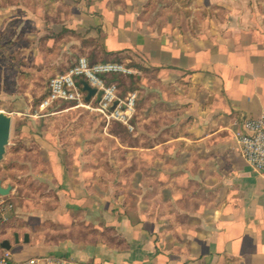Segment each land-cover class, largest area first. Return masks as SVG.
I'll list each match as a JSON object with an SVG mask.
<instances>
[{
  "label": "crops",
  "instance_id": "crops-1",
  "mask_svg": "<svg viewBox=\"0 0 264 264\" xmlns=\"http://www.w3.org/2000/svg\"><path fill=\"white\" fill-rule=\"evenodd\" d=\"M51 1L63 13L46 26L43 76L80 56L118 58L134 72L114 76L119 94L138 95L134 133L123 144L93 123L63 141L25 115L14 136L26 172L14 186L0 180L11 186L0 224L22 226L0 255L264 264V178L234 139L242 117L264 112L261 0H186L180 16L154 22L143 16L149 0Z\"/></svg>",
  "mask_w": 264,
  "mask_h": 264
},
{
  "label": "rangeland",
  "instance_id": "rangeland-1",
  "mask_svg": "<svg viewBox=\"0 0 264 264\" xmlns=\"http://www.w3.org/2000/svg\"><path fill=\"white\" fill-rule=\"evenodd\" d=\"M118 1L125 3L124 0ZM261 2L264 5V0ZM186 7V0H149L144 7L143 16L146 21L154 22L159 18L166 19L169 15L180 16L187 11ZM61 8L51 0H0V112L10 114L14 125L13 136L9 140L4 159L0 161V180L13 186L22 181L16 179L17 173L21 175L26 172L19 169L17 164V158L22 157V152L9 153L11 148H23L21 140L14 135L17 133V126L26 121L25 115L43 118L42 123L48 131L63 141L79 135L84 125L93 123L103 127L104 133L108 134L101 119L86 109L61 102L54 104L47 111L39 110L40 101L48 92L52 79L42 74V66L49 62L45 47L48 38L46 26L52 20L57 21V17L61 19ZM39 47L44 49L42 53L38 52ZM68 108L74 110L57 114ZM110 130L124 133L121 127L115 125H112ZM34 154L35 149L30 155ZM27 187L31 188V185ZM21 226V223L13 221L3 225L1 229L5 232L0 236V241Z\"/></svg>",
  "mask_w": 264,
  "mask_h": 264
},
{
  "label": "built area",
  "instance_id": "built-area-1",
  "mask_svg": "<svg viewBox=\"0 0 264 264\" xmlns=\"http://www.w3.org/2000/svg\"><path fill=\"white\" fill-rule=\"evenodd\" d=\"M133 70L122 63L104 62L90 64L86 57H79L68 70L54 76L49 82V94L40 103L39 110L45 111L56 103H74L75 108H83L95 113L107 128L112 122L124 126L128 132L134 131L133 119L138 95L135 91L120 96L116 84H107L110 76H132ZM80 81H85L100 92V100L93 97L85 102L86 93L81 92ZM82 87V86H81ZM96 102V105L92 103ZM245 162L264 178V112L257 117H242L239 129L234 133ZM7 208L0 196V212ZM2 217V220H5ZM82 264L64 258H30L15 261L8 251L0 255V264Z\"/></svg>",
  "mask_w": 264,
  "mask_h": 264
},
{
  "label": "water",
  "instance_id": "water-1",
  "mask_svg": "<svg viewBox=\"0 0 264 264\" xmlns=\"http://www.w3.org/2000/svg\"><path fill=\"white\" fill-rule=\"evenodd\" d=\"M82 91L86 93L85 102H89L95 97L96 102L100 100L101 93L96 89L91 88L87 82L81 81ZM12 117L4 112H0V161L4 159L6 149L9 146L10 132H11ZM11 191V186L4 187L0 182V196L7 197ZM1 247L5 250L10 249V245L7 242H3Z\"/></svg>",
  "mask_w": 264,
  "mask_h": 264
},
{
  "label": "trees",
  "instance_id": "trees-1",
  "mask_svg": "<svg viewBox=\"0 0 264 264\" xmlns=\"http://www.w3.org/2000/svg\"><path fill=\"white\" fill-rule=\"evenodd\" d=\"M111 56V54H105L104 55V57H110ZM80 57H83V56H80ZM79 58V57H78ZM114 60H111V61H109V60H107L106 58H104L103 60H101V61H93V62H91V61H89L88 59V62L90 63V64H96V63H104V62H116V63H122V61L121 60H119L118 58H113ZM130 68V67H129ZM68 70V69H67ZM66 70V71H67ZM65 71V72H66ZM65 72H63V73H65ZM63 73H60V74H63ZM60 74H58V75H60ZM128 77H130V76H128ZM53 78V77H52ZM105 82L107 83V84H116V85H118V82H117V79L114 77V76H110V77H108V78H105ZM79 88H80V90H81V92H82V87H81V85H79ZM130 92H132V91H130ZM48 94H49V89H48V92L46 93V95L41 99V101H40V103L48 96ZM120 96H124V95H122V94H120ZM64 103H67V104H71V105H74V103H70V102H64ZM93 105H96V102H93L92 103ZM51 108V107H50ZM49 109V108H48ZM48 109H46L45 111H47ZM112 125H115V126H118V127H121L122 129H123V131H124V133H121V132H116V131H111L110 130V128H111V126ZM106 130H107V133H108V135H110V136H114V137H116V138H118V140L119 141H121V143H123V144H128V141L130 140V137H131V134H133L134 133V131L132 132V133H130V132H128L127 131V129L124 127V126H122V125H120L119 123H116V122H112L107 128H106ZM12 150H10V152L9 153H11V154H18L21 150H22V148L21 149H13V148H11ZM1 220V219H0ZM3 227V225H1L0 224V236L2 237L3 235H4V232L5 231H3L1 228ZM1 243H2V241H0V251H2L3 249L1 248Z\"/></svg>",
  "mask_w": 264,
  "mask_h": 264
}]
</instances>
